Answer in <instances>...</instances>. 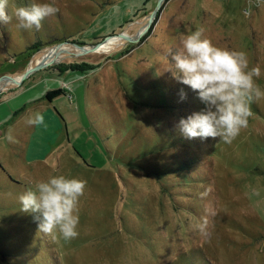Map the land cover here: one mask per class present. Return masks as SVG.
Segmentation results:
<instances>
[{
  "label": "rangeland",
  "instance_id": "rangeland-1",
  "mask_svg": "<svg viewBox=\"0 0 264 264\" xmlns=\"http://www.w3.org/2000/svg\"><path fill=\"white\" fill-rule=\"evenodd\" d=\"M45 2L58 11L39 28L17 27L15 7ZM159 2L9 0L0 84L46 66L0 88V99L42 77L58 83L67 94L53 108L66 129L43 161L0 155V264H264V97L252 100L248 125L231 142L186 138L179 120L204 105L174 76L172 60L181 33L201 29L215 46L245 52L264 91V3ZM110 37L98 51L80 48ZM35 44L40 50L27 53ZM72 65L87 71H67ZM38 103L17 110L14 121L34 116ZM31 127L18 125L19 146ZM57 175L86 181L71 240L39 232L19 202L35 182ZM204 217L208 235L197 228Z\"/></svg>",
  "mask_w": 264,
  "mask_h": 264
},
{
  "label": "clouds",
  "instance_id": "clouds-1",
  "mask_svg": "<svg viewBox=\"0 0 264 264\" xmlns=\"http://www.w3.org/2000/svg\"><path fill=\"white\" fill-rule=\"evenodd\" d=\"M264 3V0H260ZM9 0H0V23H7ZM58 9L52 3H30L14 9L17 27L39 28L41 22L55 14ZM181 48L173 55L178 74L174 76L197 93L204 108L181 118L180 132L186 138H219L231 142L240 130L248 125L250 104L254 98L264 97L254 78L261 75L259 67L249 68L243 51L215 46L203 38L201 29L180 35ZM181 99L187 94L181 90ZM30 126H45V117L36 112L28 118ZM12 140L11 130L7 136ZM86 181L68 178L65 175L50 176L39 180L19 196L21 210L33 215L38 231L53 234L58 232L65 240L79 235V198L84 194ZM207 217L197 225L202 235H208Z\"/></svg>",
  "mask_w": 264,
  "mask_h": 264
},
{
  "label": "crops",
  "instance_id": "crops-1",
  "mask_svg": "<svg viewBox=\"0 0 264 264\" xmlns=\"http://www.w3.org/2000/svg\"><path fill=\"white\" fill-rule=\"evenodd\" d=\"M45 79L46 78L42 77L38 83L30 87H23V89L10 95L8 94L0 99V155H2L4 151L5 153L11 151L15 156L17 154L18 157H24L28 164L43 161L49 156L53 147L58 143L62 133H64L66 124L59 112L53 108L55 100L46 103L47 100L45 98L48 91L58 89V83L50 82V84L55 87L49 89L51 85L48 86L49 81ZM59 88L63 87L59 86ZM64 92L66 93V91ZM24 96L28 97L24 99ZM31 100L39 102L38 106H35V112L38 111L44 115L46 127L40 126L37 128L36 126H32L31 130H29L24 147H21L16 141L20 139L23 142V138H20V134H23V132L21 131L22 128H17L21 123L27 124V119L23 121L20 120L21 122L19 121L18 124V121H14V117L17 115V110L21 109L23 106L26 107L25 113H27L28 103H30ZM9 130H11V135L13 136L12 140L7 139ZM5 143L9 144V150H6ZM1 168L2 166L0 165V171L2 170Z\"/></svg>",
  "mask_w": 264,
  "mask_h": 264
},
{
  "label": "water",
  "instance_id": "water-1",
  "mask_svg": "<svg viewBox=\"0 0 264 264\" xmlns=\"http://www.w3.org/2000/svg\"><path fill=\"white\" fill-rule=\"evenodd\" d=\"M160 2H159V5H158V8H160V6H161V4H162V2L164 1V0H159ZM121 37H124L123 35H120ZM114 37H117V36H114ZM114 37H110L109 39H107L104 43H100V44H98V45H96V46H90V48H88V49H86V48H82V47H80L81 49H83V51L85 52V53H89V52H95V51H98L108 40H110V39H112V38H114ZM45 64L44 63H42V64H38L35 68H32V69H30V70H28L24 75H22L21 77H20V80H17L16 78H8V77H5V78H3L2 80H11V81H14L13 83L14 84H21V82L22 81H24V80H26L32 73H34V72H36V71H38V70H40V69H43V68H45ZM0 82H1V80H0Z\"/></svg>",
  "mask_w": 264,
  "mask_h": 264
},
{
  "label": "trees",
  "instance_id": "trees-1",
  "mask_svg": "<svg viewBox=\"0 0 264 264\" xmlns=\"http://www.w3.org/2000/svg\"><path fill=\"white\" fill-rule=\"evenodd\" d=\"M40 47L41 46L39 44H35V45H33V47H30L28 49L27 53H30V51H31V53L34 54L35 51L37 52V51L40 50ZM66 70L67 71H70V70L71 71H82V72L87 71V70H84L83 67L80 66V65H72V66H70ZM59 71L62 72V70H59ZM64 94H65L64 90L62 88H58V89H54V90L48 91L47 94H46V96H45V98H46L47 101L52 102L53 100H55L56 98H59V97L63 96Z\"/></svg>",
  "mask_w": 264,
  "mask_h": 264
},
{
  "label": "bare ground",
  "instance_id": "bare-ground-1",
  "mask_svg": "<svg viewBox=\"0 0 264 264\" xmlns=\"http://www.w3.org/2000/svg\"><path fill=\"white\" fill-rule=\"evenodd\" d=\"M114 39H116V38H112V39L108 40L104 45L111 43V41L114 40ZM60 52H62L61 49L51 51V52H50V55H47V56L45 57V59H49V58H47L48 56L50 57V56H52L53 54H58V53H60ZM16 79H17V80H20V77H19V78H16ZM13 82H14V81H8V82H6V83L0 84V88L3 89V88H5V87L8 86V85L13 84Z\"/></svg>",
  "mask_w": 264,
  "mask_h": 264
}]
</instances>
